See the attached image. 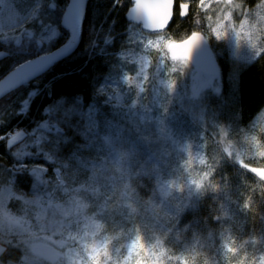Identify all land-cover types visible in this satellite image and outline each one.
I'll return each mask as SVG.
<instances>
[{
  "label": "trees",
  "instance_id": "16d2710c",
  "mask_svg": "<svg viewBox=\"0 0 264 264\" xmlns=\"http://www.w3.org/2000/svg\"><path fill=\"white\" fill-rule=\"evenodd\" d=\"M68 2L69 0H45V14L27 21L18 30L17 35L20 36L18 43L0 37V51L7 54L6 59L0 62V80L19 65L48 54L68 41V34L60 27V20ZM175 3L174 19L165 33L166 37H169L168 43L182 42L194 33H202L208 38L220 68L219 92H203L199 99V103L207 113L209 125L215 128L214 131L217 130V134L214 135L208 129L199 127L189 119L188 113H181L180 103L177 106L172 104L170 108H167L169 114H175L173 128L181 136V140L185 139L182 144L186 142L190 144L187 138L193 139L192 144L196 146L190 153L194 158L196 155L205 161L203 165L196 163L191 169L185 171V176L194 187L196 183L203 185L199 190H192L193 196L196 194L204 196V200L197 208L202 214L197 216V219H203L206 222L204 227H199L194 215L195 220L191 222L189 234L195 232V237H198L200 241H212V246L217 247L221 235L220 233L217 235L219 224L215 220L218 222L225 220L231 225V231L227 237L234 238L235 243L243 242L246 237H248L247 240H251L253 236L260 240L264 235V193L262 191L264 182L246 174L240 169L241 163H236L232 155L226 158L220 148L228 147L222 144L226 130L224 128L228 127L241 129L249 135H257L264 141V135L260 134L257 126H252L254 117L264 108V52L250 63H243L232 58L231 52L227 50L231 34L229 39L217 41L208 25L206 18L208 15L215 18V11L199 9V0H175ZM182 3L190 6V11L183 20L180 19L178 11ZM247 3L251 5L254 0H247ZM131 6V0H89L77 50L67 59L54 65L41 78L14 91L0 101V172L6 170L12 172L14 190L18 195L26 192L29 197L33 180V176L29 174V167L37 161L32 158L34 157L32 154H29L30 133L46 120L50 122L51 119H57L60 115L62 117L63 112H68L67 108L87 115L91 119V131L96 140L108 142L107 148L112 147L111 143L114 142L116 146H125L127 152L133 153V156L136 155L133 149H138L139 152L148 150L147 147L136 145L141 144L139 139L144 136V133L136 131L134 124L132 125L133 112L126 109L123 104L113 102L112 98L105 94V90L112 85L110 79L117 81L121 88L124 85L135 95L138 91L133 85H126L123 82L125 73L135 74L136 65L129 61L120 63L115 57L116 53L124 48L127 37L139 30L135 25L125 21V13ZM213 9H216L215 4ZM242 11V9L240 12L234 10L233 18L239 20ZM163 53L164 57L169 58L165 48ZM181 64H187L188 68L183 76L179 73L175 76L176 86L179 88L188 84L189 69L192 68L187 62H181ZM167 66H169L168 61L165 63V68ZM163 70L159 65L157 83ZM149 87H154L150 78L144 84V93H149ZM30 95L32 100L27 109H23ZM160 95L163 100L167 99V96ZM69 119L71 120L69 124L60 123L59 126L61 134L67 140L66 143L61 142V146L64 147V157L72 169L81 170L82 166L78 165L86 164L96 155V149H102V147L99 144L92 149L82 147L81 137L76 130L73 132L71 130L75 121L72 120L73 117ZM15 129H18L17 133L13 132ZM9 132L23 134L24 137L16 142L4 140L3 137ZM153 151L156 166L159 167L158 151L155 148ZM97 160L98 156L95 157V161ZM244 164L264 170V161ZM57 165H49V173ZM172 166V161L168 162L163 166L164 172H170ZM176 167L181 168V164H176ZM78 173L82 176L81 172ZM132 173H136L137 180L141 179L137 171ZM73 180L72 176L66 178L67 183ZM70 190L73 191V189ZM79 193L80 191L77 190V194ZM64 196L66 199L69 194L65 193ZM214 199L222 204L227 217L221 215L222 212L216 209ZM246 202L247 208L244 206ZM10 207L18 216L21 214L19 200H10ZM95 208L91 207V214L95 212ZM208 233L209 238H207ZM0 247L3 249L0 252V264H19L22 261L21 257L27 255L22 243H4L0 239ZM195 248L196 250L191 249L190 256L213 258L211 253L207 255L201 252L204 248L209 251L207 245ZM195 264H198L197 260ZM218 264L233 263L218 261Z\"/></svg>",
  "mask_w": 264,
  "mask_h": 264
},
{
  "label": "rangeland",
  "instance_id": "374dc122",
  "mask_svg": "<svg viewBox=\"0 0 264 264\" xmlns=\"http://www.w3.org/2000/svg\"><path fill=\"white\" fill-rule=\"evenodd\" d=\"M9 3L19 15L15 22H9L7 13H4L3 23L0 24V37L18 43L20 38L19 34L17 35L18 30L27 21L45 14V0H9ZM199 9H204L201 3ZM166 35L150 36L139 29L127 37L124 48L115 55L120 63L129 61L135 64V73L144 57H151L153 70L150 79L155 88L149 87V93L137 91L135 95L124 85L121 88L117 81L110 79L112 85L105 90V94L111 97L113 102L123 104L126 109L133 112L132 125L134 124L136 131L144 133L139 139L141 144L136 145L147 147L148 150L139 152L138 149H133L136 154L133 156V153L127 152L125 146H116L114 142L111 143L112 147L107 148L108 142L105 140L98 142L93 135L91 119L87 115L67 108L68 112H63L62 117L60 115L50 122L46 120L30 133L29 154H32L34 156L32 158L37 161L29 167V174L33 176L29 197L26 192L18 195L14 190L15 183L11 171L0 172V213L6 210V206L11 208L10 200H19L22 208L19 216L23 219L19 225L0 226V239L4 243H22L25 247L27 255L19 264H67V257L78 250L76 234L79 232L82 220L88 215L102 221L106 225L107 232L120 234L113 248L123 243L131 234V230L138 226L146 239L159 237L173 253L190 256L191 249L196 250L195 247L207 245L209 251L204 248L201 252L207 255L211 253L213 258L196 256L198 264L204 263L205 260L211 261L208 264H218V261L233 263L234 259H239V254L232 258L225 252L226 246L235 242L234 238L227 237L231 231V225L227 221H215L219 224L217 235L220 233L219 238L222 240L217 247L212 246V241H200L195 237V232L189 234L191 222L195 220L194 215L199 227L202 228L206 224L203 219H197V216L202 214L197 208L204 200V196L200 194L193 196L192 189L196 191L197 188L185 176V169H181L189 152L193 151L196 145L192 144L191 138H187L190 144L188 142L182 144L185 139L181 140V136L173 128L175 114H169L167 108L172 104L177 106L180 103L181 113H188L189 119L199 127L208 129L214 135L217 134V130L214 131L215 128L209 125L207 113L199 103V99L206 91L218 93L219 80L204 76L194 68H190L187 87L176 86L172 94L163 91L156 82V77L159 74L160 59L164 57L163 49L165 48L167 53L169 45V37ZM227 48L231 52V57L240 62L250 63L256 58L253 50L246 47L237 48L231 38ZM140 79L137 77L138 82ZM142 86L144 87V84ZM160 94L167 96V99L163 100ZM31 97L32 95L27 98L23 109H27ZM133 101L136 103L133 104ZM72 117L75 123L71 130L72 132L76 130L81 137L82 147L92 149L98 144L102 147L96 149V155L90 157L86 164L78 165L82 166V171L72 169L64 157V147L61 146V142L66 143L67 140L61 134L59 126L64 123L69 124L71 122L69 118ZM254 125L259 127L258 123L252 126ZM224 129L226 130L222 144L229 149L225 152L224 148H220V151L226 158L232 155L238 164L264 161V158L255 154L251 146L252 135L238 128ZM260 134L264 135V133ZM23 137L24 135L19 133L13 141H20ZM153 148L158 151L159 167L156 166ZM175 155L177 156L172 158ZM96 156H98L97 161H95ZM199 159L200 157L195 155V160ZM170 161L173 163L172 170L165 173L163 166ZM51 164L58 165L49 173ZM176 164H181V168L176 167ZM132 171H137L141 179L137 180L136 173L133 174ZM78 172H81L82 176ZM70 176L74 180L67 183L66 178ZM152 176L154 178H149ZM170 183L182 185L183 190L176 191L175 187L170 188ZM77 190L80 191L79 194ZM262 191L264 193V187ZM65 193L69 194L66 199ZM214 202L216 209L222 212L221 215L227 217L222 204L216 199ZM81 204L88 205L86 211L80 208ZM91 207H96L92 214ZM38 214L44 215L43 221L38 219ZM209 236L208 233L207 238ZM246 239L248 237L244 238V241ZM248 241L243 251H248L251 255L264 252V235L256 245H253L251 240ZM240 243L242 241L235 244ZM42 244L52 246L58 251L55 261H47L43 258L37 250ZM2 250L0 247V252Z\"/></svg>",
  "mask_w": 264,
  "mask_h": 264
},
{
  "label": "clouds",
  "instance_id": "9594fccd",
  "mask_svg": "<svg viewBox=\"0 0 264 264\" xmlns=\"http://www.w3.org/2000/svg\"><path fill=\"white\" fill-rule=\"evenodd\" d=\"M200 3L204 9L215 11V18L208 15L206 19L217 41L227 40L231 34V41L237 48L246 47L253 50L254 57H258L261 52H264V0H254L251 5L247 3V0H207V2L200 0ZM213 4L216 5V9H213ZM241 9L243 11L240 19H234L233 11L240 12ZM166 61L169 62V66L165 68ZM152 65L151 57L145 56L135 74H124L123 82L126 85H134L138 92H144L145 88L142 85L149 80L153 70ZM160 67L164 70L160 74L158 83L163 91L172 94L176 89V74L179 73L180 76H183L188 65L162 57ZM137 77L141 78L139 82ZM135 103L133 101V104ZM253 123H258V131L264 133V108L254 117ZM250 139L255 154L264 158V141L257 135H252ZM227 151L228 147H225V152ZM204 162L203 158L195 160L189 152L184 165L185 171L191 169L196 163L203 165ZM169 187H175L176 191L183 190V186L179 184L170 183ZM202 187L201 183H196L197 190ZM244 206L247 208L248 203L246 202ZM80 208L86 211L88 205L81 204ZM44 218L43 214H38L40 221H43ZM22 219L15 211L6 206V210L0 213V226L4 224L19 225ZM119 235V233L107 232L106 225L102 221L88 215L82 220L79 232L76 234L78 250L72 256L67 257V264H195L197 259L194 255L173 253L159 237L152 240L146 239L138 226L131 230V234L123 243L117 244L113 248ZM248 242L246 239L237 245L233 241L232 244L226 246L225 252L228 257L232 258L239 254V259H234L233 264H264V252L251 255L248 251H243ZM259 242L258 237H251L253 245ZM204 264H208V261L205 260Z\"/></svg>",
  "mask_w": 264,
  "mask_h": 264
},
{
  "label": "water",
  "instance_id": "95a60500",
  "mask_svg": "<svg viewBox=\"0 0 264 264\" xmlns=\"http://www.w3.org/2000/svg\"><path fill=\"white\" fill-rule=\"evenodd\" d=\"M132 6L125 13V21L140 28L141 32L150 36L165 34L174 19L175 0H131ZM89 0H82V4L74 7L73 0H69L61 17L60 26L69 39L62 47L53 52L29 60L5 75L0 80V101L14 91L30 84L49 72L54 65L70 57L76 50L85 22V14ZM146 6V7H142ZM141 8L138 13L134 9ZM179 17L183 20L190 11L189 4L182 3L178 7ZM168 57L173 61H186L191 67L207 77H220V68L207 37L202 33H194L182 42L171 43L167 47ZM7 54L0 51V62ZM240 169L246 174L264 181V170L240 164ZM217 221V220H215ZM37 250L47 261H55L58 251L45 244L39 245Z\"/></svg>",
  "mask_w": 264,
  "mask_h": 264
},
{
  "label": "snow or ice",
  "instance_id": "6c2138e0",
  "mask_svg": "<svg viewBox=\"0 0 264 264\" xmlns=\"http://www.w3.org/2000/svg\"><path fill=\"white\" fill-rule=\"evenodd\" d=\"M82 4V0H73L74 7H78ZM146 7V6H142ZM136 12H140L141 8L134 9ZM4 13H7V19L9 22H15L16 17L19 15L18 11L9 3V0H0V24L3 23ZM34 15V12L32 13Z\"/></svg>",
  "mask_w": 264,
  "mask_h": 264
},
{
  "label": "built area",
  "instance_id": "2783aa9c",
  "mask_svg": "<svg viewBox=\"0 0 264 264\" xmlns=\"http://www.w3.org/2000/svg\"><path fill=\"white\" fill-rule=\"evenodd\" d=\"M16 130H17V129H15L14 131H16ZM6 137H7V138H12V137H13V133H11V132L8 133V134L6 135Z\"/></svg>",
  "mask_w": 264,
  "mask_h": 264
}]
</instances>
